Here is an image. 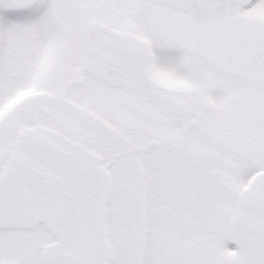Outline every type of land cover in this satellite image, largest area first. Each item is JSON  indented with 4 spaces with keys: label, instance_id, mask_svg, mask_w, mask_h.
Instances as JSON below:
<instances>
[{
    "label": "snow or ice",
    "instance_id": "snow-or-ice-1",
    "mask_svg": "<svg viewBox=\"0 0 264 264\" xmlns=\"http://www.w3.org/2000/svg\"><path fill=\"white\" fill-rule=\"evenodd\" d=\"M0 264H264V0H0Z\"/></svg>",
    "mask_w": 264,
    "mask_h": 264
}]
</instances>
